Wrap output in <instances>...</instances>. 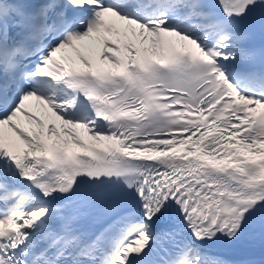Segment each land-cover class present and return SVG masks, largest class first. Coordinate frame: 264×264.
<instances>
[{"label": "snow or ice", "instance_id": "1", "mask_svg": "<svg viewBox=\"0 0 264 264\" xmlns=\"http://www.w3.org/2000/svg\"><path fill=\"white\" fill-rule=\"evenodd\" d=\"M0 264H264V0H0Z\"/></svg>", "mask_w": 264, "mask_h": 264}]
</instances>
